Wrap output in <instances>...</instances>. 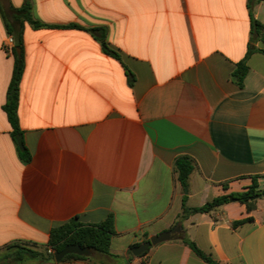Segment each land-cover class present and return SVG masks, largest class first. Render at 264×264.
<instances>
[{"label": "crops", "instance_id": "obj_1", "mask_svg": "<svg viewBox=\"0 0 264 264\" xmlns=\"http://www.w3.org/2000/svg\"><path fill=\"white\" fill-rule=\"evenodd\" d=\"M249 1L264 25V0H30L33 18L49 27H23L18 118L27 165L3 111L13 57L0 13V247L46 244L71 220L93 225L112 215L108 255L21 264H208L182 238L220 264H264L263 198L250 213L230 201L180 219L183 200L200 207L245 190L252 177L264 186V55L247 56L249 44L264 43L250 41ZM23 2L0 0L4 10ZM70 25L104 28L120 61L88 32L63 28ZM245 59L240 89L230 75ZM180 156L196 166L186 192L173 170ZM166 233L133 256V246Z\"/></svg>", "mask_w": 264, "mask_h": 264}, {"label": "trees", "instance_id": "obj_2", "mask_svg": "<svg viewBox=\"0 0 264 264\" xmlns=\"http://www.w3.org/2000/svg\"><path fill=\"white\" fill-rule=\"evenodd\" d=\"M252 5L251 1H249L250 41L253 43H264V25L254 19L251 12ZM0 13L7 34L9 38L12 39V45L10 47H5V49L9 51L13 57L12 75L7 89L3 111L5 112L8 123L11 127L10 135L13 144L15 145L17 157L23 165H27L31 161V155L23 140L22 149L18 147L16 142V137L23 136L18 118L20 82L25 69L23 27L24 24L30 25L33 29L47 28L49 26L44 25L33 18L31 14L30 0H24L19 8L9 5L7 10H4L0 4ZM63 28L78 29L88 32L100 44L103 54L120 61L119 54L111 49L106 41V30L104 28H84L77 25H70ZM17 50H19V52H17ZM254 51H258L264 55V50L256 49L249 44L247 56ZM125 72L127 84L129 87H132L135 83V77L126 67ZM247 72L248 66L246 64V59L237 63L235 69L230 75L233 84L240 89L243 88ZM195 167L194 160L188 156H180L174 160L173 170L177 175V181L183 190L187 189L189 176L194 171ZM251 180V185L245 190L221 195L200 207L188 208L185 206V200H183L180 219H186L194 214L209 213L229 203L231 199L245 205L247 212H252L255 209L256 200L251 201V198L259 195L260 198L264 199V186L259 188L256 177H252ZM223 188L225 190L227 189L225 184L223 185ZM252 220L251 217H248L246 219L235 221L232 223V228H237L238 226L251 222ZM115 234L112 215H108L103 222L93 225H82L76 220H71L52 229L49 233V238L46 244H38L26 240H15L0 247V264H21L25 261H35L38 263L54 262V254L62 251L68 245H77L81 248H88L94 253L108 255L111 239ZM179 237L182 238V235ZM182 240L206 263L220 264L200 251L194 243L185 238H182ZM134 247L136 246H133V248ZM48 249H51L53 252L48 253ZM87 259H89V257L70 254L66 255L60 263Z\"/></svg>", "mask_w": 264, "mask_h": 264}, {"label": "water", "instance_id": "obj_3", "mask_svg": "<svg viewBox=\"0 0 264 264\" xmlns=\"http://www.w3.org/2000/svg\"><path fill=\"white\" fill-rule=\"evenodd\" d=\"M17 52H19V50H17ZM16 142L18 144V147L20 149L23 148V143H22V137L21 136H18L16 137ZM186 192V190H185ZM260 196L257 195V196H254L251 198V201L253 200H257L259 199ZM231 202H234L233 199L230 200ZM170 234L166 233V234H161V235H158L156 237H152L149 239V241L137 246V247H134L131 252L133 254V256L135 257H138L140 256L141 254H143L144 252H146L151 246H154L158 243H161L163 241H166L168 239H170ZM92 251L88 248H81L77 245H68L66 246L62 251L60 252H57L54 254V261L57 262V263H60L61 260L66 256V255H70V254H74V255H78V256H85V257H89L91 255Z\"/></svg>", "mask_w": 264, "mask_h": 264}, {"label": "built area", "instance_id": "obj_4", "mask_svg": "<svg viewBox=\"0 0 264 264\" xmlns=\"http://www.w3.org/2000/svg\"><path fill=\"white\" fill-rule=\"evenodd\" d=\"M12 45V39L9 38L5 44V47H10ZM53 251L51 249H48V253H52Z\"/></svg>", "mask_w": 264, "mask_h": 264}, {"label": "rangeland", "instance_id": "obj_5", "mask_svg": "<svg viewBox=\"0 0 264 264\" xmlns=\"http://www.w3.org/2000/svg\"><path fill=\"white\" fill-rule=\"evenodd\" d=\"M259 200H264V199H259Z\"/></svg>", "mask_w": 264, "mask_h": 264}]
</instances>
